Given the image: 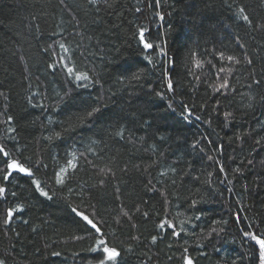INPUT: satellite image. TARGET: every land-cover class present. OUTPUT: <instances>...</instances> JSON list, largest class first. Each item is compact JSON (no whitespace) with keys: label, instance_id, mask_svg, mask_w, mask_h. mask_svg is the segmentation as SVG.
I'll return each mask as SVG.
<instances>
[{"label":"trees","instance_id":"trees-1","mask_svg":"<svg viewBox=\"0 0 264 264\" xmlns=\"http://www.w3.org/2000/svg\"><path fill=\"white\" fill-rule=\"evenodd\" d=\"M262 25L264 0H0V260L98 264L76 209L119 264H259L244 232H264ZM13 159L33 176L5 179Z\"/></svg>","mask_w":264,"mask_h":264},{"label":"snow or ice","instance_id":"snow-or-ice-1","mask_svg":"<svg viewBox=\"0 0 264 264\" xmlns=\"http://www.w3.org/2000/svg\"><path fill=\"white\" fill-rule=\"evenodd\" d=\"M101 2V0H89V3H91L92 5L96 6L99 5ZM105 3H107V0H104ZM157 2H159V0H157ZM137 11H139V9H137ZM239 17L247 22L250 26L252 24L251 19L249 18V16L246 14L245 9L243 7L239 8V12H238ZM161 19H163V17H161ZM262 27H264V25H262ZM145 31L146 29H142L139 32V40L143 45V48L145 50H149L153 48V43L149 42L148 40L145 39ZM61 48H63L65 50V52H67V48L65 47L64 44L60 45ZM221 58H223V53H221ZM61 59L63 60V57H61ZM146 59H148L149 63H151V57L148 56L146 57ZM228 61H235L236 64L240 63V60L237 59L236 57L233 56H228L227 57ZM248 63H251V61H248ZM197 68L201 67V62L197 61L196 65ZM64 68L67 69V73L71 76H73V78L79 82V81H89L91 83L90 77L88 76V74L86 72H76L75 69L73 67H69L67 64L63 65ZM220 71H224L223 68L220 69ZM140 77V73H137L136 75H134V79H139ZM257 83H259V81H257ZM89 84H85L84 87H88ZM215 88L216 91H220L221 89H228L229 88V83L227 79H224V81L222 83H220L218 86L214 85L213 86ZM167 89L169 92L173 91V83H172V79L169 77L168 81H167ZM157 95H163V93H157ZM169 107H171V105H169ZM185 109L187 110V106L184 105ZM100 108L99 107H92L91 110L89 111H85L83 112V114L79 117V120L82 122L83 120L87 119V118H91L94 113L99 112ZM192 113L189 110L188 111V116H191ZM232 115L231 112H225L224 116L225 119L227 120L228 117H230ZM11 119V118H9ZM185 119H187V116L185 117ZM196 119H199V117L197 116ZM60 133L57 132L56 136L59 137ZM117 135L121 137V139L124 138V133H123V129H121L120 131L117 132ZM0 153H2L5 157H7L9 154L4 150L3 147H0ZM74 155V154H73ZM74 159H75V155H74ZM209 159H211V157H209ZM7 168L9 169V171L6 173L5 175V179H7L9 176L12 175L13 172H19V173H24L26 175H28L29 177L33 176V173L31 171V169L25 167L23 164H21L18 160H11V161H7ZM69 165L75 169L77 167V164L69 161ZM68 171V168H61L60 171L56 174V183L59 185H64L67 176L66 173ZM221 171H223V169H221ZM164 173H162L163 175ZM103 183V182H101ZM36 187L37 189H40V184L39 182H36ZM41 191V195L47 197L48 199H51V196H49L48 192L44 191L43 189H40ZM5 193V189L3 187H0V196H3ZM13 195H15L13 193ZM94 207V206H93ZM18 211H22L23 209H17ZM13 209H9L8 213H7V218L5 220V223H9L12 220L13 214H14ZM74 212L77 213L78 216L81 217V219L85 222V226H90L92 230H95V233L99 234V240L96 244V247L94 249H92L93 251H99L101 253V256L98 258V264H119L118 258L120 257V251L117 250L114 247H109L107 242L105 241V239L103 238V232L101 230V228L98 226V223L94 221V217L96 215L95 212H93L91 214V216L93 218H90V216L84 212H77L76 209H73ZM124 216H128L127 212L123 213ZM145 215H147L145 213ZM197 219H199V217H197ZM165 223H168L170 227H174L173 225H171L170 222L166 221ZM226 223V222H225ZM160 228H164V224L160 225ZM180 231H184L183 226H181ZM180 231L174 232V235L179 236L180 235ZM213 231H216L215 229H213ZM221 231H223V229H221ZM244 235L246 237H248V239L250 241L254 242V247L258 246V250H259V264H264V232H248L245 231ZM77 239H80V237H77ZM156 242V237L152 238V243ZM217 251H219V249H217ZM185 252H187V249H185ZM54 255H59V253H54ZM0 264H4L3 260H0ZM185 264H193V261L191 260V258L189 257H185Z\"/></svg>","mask_w":264,"mask_h":264},{"label":"water","instance_id":"water-1","mask_svg":"<svg viewBox=\"0 0 264 264\" xmlns=\"http://www.w3.org/2000/svg\"><path fill=\"white\" fill-rule=\"evenodd\" d=\"M14 173V172H13Z\"/></svg>","mask_w":264,"mask_h":264}]
</instances>
